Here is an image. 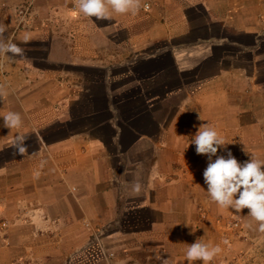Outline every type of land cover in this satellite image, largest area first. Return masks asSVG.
Instances as JSON below:
<instances>
[{"label": "crops", "instance_id": "1", "mask_svg": "<svg viewBox=\"0 0 264 264\" xmlns=\"http://www.w3.org/2000/svg\"><path fill=\"white\" fill-rule=\"evenodd\" d=\"M29 1L0 0L3 39L23 49L0 54V264H204L188 244L225 249L234 210L211 200L191 141L207 124L217 155L264 161V0H141L106 20L76 0H34L22 19Z\"/></svg>", "mask_w": 264, "mask_h": 264}, {"label": "clouds", "instance_id": "2", "mask_svg": "<svg viewBox=\"0 0 264 264\" xmlns=\"http://www.w3.org/2000/svg\"><path fill=\"white\" fill-rule=\"evenodd\" d=\"M76 6L87 17L106 20L111 18L109 9L118 14H136L141 0H76ZM5 31L6 28L0 25V54L23 55V49L17 44L5 42ZM24 39L27 41L28 37ZM3 121L4 127L9 129L19 128L22 123L20 114L11 111L4 115ZM24 141L19 136L12 141L15 154L23 156L28 151ZM191 143L196 146L197 155L208 157L203 177L211 200L221 208H231L236 212L247 208L248 215L259 224L258 231L264 233V161L251 155L250 160L241 163L230 151L227 156L217 155L218 149L225 146V141L214 127L207 124L200 125ZM36 175L38 177L39 173ZM142 190L143 185L139 180L131 182L133 193L140 194ZM221 251L219 245L213 246L197 239L188 244L186 257L189 262L203 261L209 264Z\"/></svg>", "mask_w": 264, "mask_h": 264}, {"label": "rangeland", "instance_id": "3", "mask_svg": "<svg viewBox=\"0 0 264 264\" xmlns=\"http://www.w3.org/2000/svg\"><path fill=\"white\" fill-rule=\"evenodd\" d=\"M248 213L247 208L240 212L234 210L228 217V223L220 225L218 232L225 235L227 243L212 264H264V233L258 231V222ZM6 227L7 222L0 221V228Z\"/></svg>", "mask_w": 264, "mask_h": 264}, {"label": "built area", "instance_id": "4", "mask_svg": "<svg viewBox=\"0 0 264 264\" xmlns=\"http://www.w3.org/2000/svg\"><path fill=\"white\" fill-rule=\"evenodd\" d=\"M33 2H34V0H30L27 3L26 7L22 11H20L19 16L22 19H24L27 16V14L30 12V9L33 6ZM73 7L75 8V6H73ZM146 8H149L148 5H146ZM3 226H6V223H3ZM86 227H90V225L89 224H86ZM116 256H117V254L110 253V254L107 255V260H112V259L116 258Z\"/></svg>", "mask_w": 264, "mask_h": 264}]
</instances>
